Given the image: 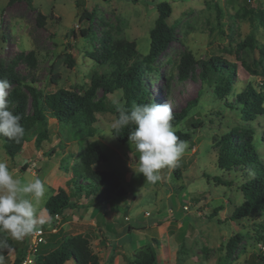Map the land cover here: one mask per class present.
<instances>
[{
    "label": "rangeland",
    "instance_id": "rangeland-1",
    "mask_svg": "<svg viewBox=\"0 0 264 264\" xmlns=\"http://www.w3.org/2000/svg\"><path fill=\"white\" fill-rule=\"evenodd\" d=\"M9 1L0 0V63L18 76L21 85L12 84L8 92L16 87L27 92L26 85H30L46 95L60 89L83 95L93 79L106 72V66L96 61L102 40L110 34L114 39L135 42L139 53L147 55L150 32L159 16L157 5L168 2L173 7L168 24L175 28L176 39L155 63L157 72L146 75L148 90L151 99L161 97L172 112L200 98L198 107L178 127L192 133L185 154L175 168L161 170L156 183H146L143 174L138 173L139 157L134 145L121 144L114 138L116 116L110 113H97V122L85 132L50 116L49 138L40 149L36 138L41 127L29 122L28 141L14 158L6 154L0 140V160L15 170L17 178L24 182L40 178L45 183V198L38 205L39 218L44 221L39 229L46 232L45 242L40 245L42 258L65 240L82 237L87 239L86 246L98 264H136L146 250L156 252V264H258L264 256V214L230 219L244 202L242 185L255 173L243 166L221 168L218 144L231 132L250 130L255 133L264 165V116L245 122L238 110L230 109L214 95L202 77V64L219 59L236 66L235 86L227 99L230 103L235 104L237 93L249 85L263 91L264 72L258 61L262 57L259 49L264 51V19L258 14L264 12V0ZM85 11L94 15L92 20H82ZM40 13L45 16L43 26L37 22ZM249 37L255 39L257 49H241ZM30 54L32 60L28 59ZM186 54L198 64L191 77L182 82L178 67ZM103 91L97 88L96 101ZM108 98L122 105L121 91ZM200 122L203 127H192ZM93 142L102 147L107 158L93 169L115 173L125 196L107 198L100 186L80 179ZM25 164L28 167L23 170ZM176 168L179 175L174 172ZM215 177L229 186L218 185ZM80 187L84 188L76 192ZM60 189L72 197L75 206L58 221L46 223L50 215L45 203ZM219 206L224 207L217 218L221 224L209 218ZM237 234L243 239L235 255L228 257L227 244ZM32 237L21 241L8 237L14 250L10 255L4 252L6 264H15L18 251L25 244L29 248ZM35 259L33 264H43L38 254ZM66 264L76 263L71 259Z\"/></svg>",
    "mask_w": 264,
    "mask_h": 264
},
{
    "label": "trees",
    "instance_id": "trees-1",
    "mask_svg": "<svg viewBox=\"0 0 264 264\" xmlns=\"http://www.w3.org/2000/svg\"><path fill=\"white\" fill-rule=\"evenodd\" d=\"M23 0H10L9 4H13ZM137 1V0H135ZM30 4L33 0H28ZM158 19L155 27L150 32V48L147 55L143 56L138 51V46L135 42L114 39L110 34L107 35L101 42L99 48V56L96 58L98 64L106 66V72L101 76H96L92 81V86L83 94L79 95L72 91L60 89L57 92L46 95L35 87L26 85L24 92L19 87L8 92V101L10 102V110L21 117L20 123L25 129V135L19 143L14 140H9L7 137L0 136L3 142V148L10 158H14L22 149L25 142L28 141V130L26 124L34 122L40 125L41 131L36 138V147L41 148L44 141L49 138V118L56 119L58 122L74 125L77 130L81 128L84 132L90 126L97 122V113H110L119 116L118 108L124 107L131 110L133 104H150L157 103L163 105L161 97L151 99V91L148 90L146 75L156 73L154 69L155 63L159 57L165 53L171 43L176 39V30L173 26H169L168 19L171 17L173 7L168 2H161L157 5ZM252 12V11H251ZM92 14L83 13L82 20H92ZM261 19H264V12L258 14ZM45 16L41 13L38 15L37 22L41 26L44 25ZM264 28V23H262ZM83 35H87L82 30ZM255 39L249 37L243 42L241 49L255 47ZM260 50L262 57L258 61L264 72V51ZM32 54L28 56L32 60ZM70 65L73 61L69 58ZM198 64L191 54H186L182 57L178 67V76L180 81H185L195 72V66ZM224 64H228L224 66ZM202 77L209 83L213 93L219 99L224 101L230 109L238 110L245 122H255L258 117L264 116V88L260 91L249 85L245 90L240 91L236 95V103L227 101L232 92L234 84V72L236 66L230 63H224L219 59L204 62ZM158 76V75H157ZM214 78L212 80V78ZM151 78V77H149ZM161 78L158 77L157 80ZM0 79H7L9 83L21 85V81L12 70H6L0 63ZM104 89L102 97L96 101L97 88ZM167 90L169 87H166ZM177 88V87H176ZM122 92V105L109 101L108 96L114 92ZM200 98H195L189 101L187 105L176 112H173L174 127L177 129L176 134L180 139L190 142L192 133L190 131H181L178 129L189 117L191 111L198 107ZM30 101V102H29ZM31 111H28V107ZM202 122L192 124V127H203ZM135 125H129L122 130L113 129L112 134L117 142L121 144H129L128 133L134 130ZM219 165L225 170H232L234 166H243L251 169L255 176L245 182L241 191L244 196V202L235 208L231 215V220H241L251 216L264 214V165L258 153V144L255 140V133L250 130H242L241 132H231L222 137L220 144ZM107 158L102 147L93 142L88 147L85 160L82 164L80 179L87 182L88 185L100 186L107 198L112 195L125 196L127 193L121 187L118 176L113 172L95 171L93 166L99 163L106 162ZM24 165L23 170L27 168ZM179 175V169L174 171ZM214 182L218 185L229 186L228 182L223 181L219 177L214 178ZM82 188L75 189L82 191ZM75 201L63 189L50 196L45 203V209L53 219L56 215H62L65 211L72 209L75 206ZM223 206H219L209 215L211 220H217V224H221L218 218L219 212L223 210ZM54 220V219H53ZM264 232V225H263ZM243 237L237 234L230 239L227 244V255L233 257L241 244ZM87 239L76 237L67 239L56 250L48 254L45 258L41 246L38 247V260H43V264H66L71 259H74L76 264H98L96 256L86 246ZM28 246L25 244L18 251L15 264H22L27 256ZM157 254L154 250H146V253L138 256L136 264H156ZM258 264H264V256L258 260Z\"/></svg>",
    "mask_w": 264,
    "mask_h": 264
},
{
    "label": "clouds",
    "instance_id": "clouds-1",
    "mask_svg": "<svg viewBox=\"0 0 264 264\" xmlns=\"http://www.w3.org/2000/svg\"><path fill=\"white\" fill-rule=\"evenodd\" d=\"M11 84L0 79V136L19 143L25 135L21 117L9 107ZM113 128L122 130L135 125L128 133L131 145L138 153V173L146 183L160 180L161 170L175 168L185 154L187 142L176 134L171 107L166 104H133L131 110L120 107ZM137 172V171H136ZM45 183L40 178L27 182L15 176L7 162L0 160V264H6L5 251L14 250L8 237L21 241L39 230L44 223L38 215V205L45 198Z\"/></svg>",
    "mask_w": 264,
    "mask_h": 264
},
{
    "label": "built area",
    "instance_id": "built-area-1",
    "mask_svg": "<svg viewBox=\"0 0 264 264\" xmlns=\"http://www.w3.org/2000/svg\"><path fill=\"white\" fill-rule=\"evenodd\" d=\"M54 221H58L60 219V215H56L54 218ZM51 217L46 220V223L53 220ZM45 236L46 232L43 228H40L38 231L33 233V237L31 239V243L29 245V248L27 249L28 253L26 258L24 259L22 264H33L36 260V254H38V247L45 242ZM264 249V248H263Z\"/></svg>",
    "mask_w": 264,
    "mask_h": 264
}]
</instances>
